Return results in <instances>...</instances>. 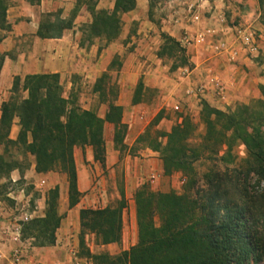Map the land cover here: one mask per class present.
I'll return each instance as SVG.
<instances>
[{
  "label": "trees",
  "instance_id": "obj_1",
  "mask_svg": "<svg viewBox=\"0 0 264 264\" xmlns=\"http://www.w3.org/2000/svg\"><path fill=\"white\" fill-rule=\"evenodd\" d=\"M31 2L35 0H30ZM95 0H75L69 17L61 11L41 14L36 35L58 38L72 27L79 8L86 5L91 11L88 33L93 37L115 38L121 15L136 7V0H114L109 9H95ZM260 6L264 0H258ZM7 0H0V28L6 24ZM163 43L158 56L174 57L180 65L192 67L187 49L175 37L162 33ZM3 55L0 54V70ZM114 64V59L108 68ZM108 76L102 73L95 81L94 91L107 103L106 117L94 110L80 109L74 100L64 97L61 85L53 73H34L13 79L11 96L0 106V177L19 167L9 157V146L34 156L35 171L46 173L61 170L68 179V207L79 202L77 171L73 156L76 145H90L94 159L104 161L103 128L105 120L114 126V141L121 133V107L107 98L103 87ZM261 96L224 111L201 100L199 120L204 125L201 141L191 145L198 123L186 114L169 131L151 130L161 119L158 113L153 122L135 140L156 151L166 175L181 172L188 177L181 193L153 191L146 184L134 192L137 240L115 255L107 252L85 256L92 264H264V85ZM137 88L133 103L140 101ZM18 92L25 95L18 96ZM17 119L18 132L10 138ZM228 133L244 145L246 156L234 167L223 170L208 168L202 184L196 187L192 177L194 163L204 154L217 156L221 146L229 143ZM230 137V136H229ZM230 145V144H229ZM231 153L223 155V159ZM222 159V158H221ZM58 186L46 191L45 210L23 224L22 237L31 238L34 246L55 243V232L62 215L58 212ZM126 207L123 194L113 206L82 208L80 226L91 231L96 243H117L122 236V212ZM80 244L82 238L79 239Z\"/></svg>",
  "mask_w": 264,
  "mask_h": 264
},
{
  "label": "rangeland",
  "instance_id": "obj_2",
  "mask_svg": "<svg viewBox=\"0 0 264 264\" xmlns=\"http://www.w3.org/2000/svg\"><path fill=\"white\" fill-rule=\"evenodd\" d=\"M188 1L144 0V3L146 2L147 5L146 13L136 19H132L130 14H122L119 32L112 39L89 35L88 30L92 16L89 8L83 5L76 13L72 27L62 32V34L65 32L75 37L79 48H81L78 66L73 71L68 70L63 73V75L56 74L63 96L73 99L75 105L80 109L94 110L100 117L105 118L107 103L100 101L98 93L94 91V85L97 78L106 72L108 76L104 79L103 87L107 98L112 99V97H115V104L121 107V133L118 141H114L113 124L106 120L104 122V161L99 162L94 159L98 173L95 172L93 184L95 185V191L98 192L91 195L81 193L79 202L69 208L66 173L58 169L42 173L54 175L57 178L56 181L58 183L54 186H58L59 197L57 208L62 218H65L69 214L68 210H76V214L71 215L69 225L72 231L76 233V255L82 260V264H92L91 259L85 256L86 248L92 253L107 252L110 255H115L121 250L135 244L137 240V226L134 192L139 186L146 184L153 191H175L181 193L188 180V177L181 172H174L169 175L164 174L159 153L154 151L156 154H146L144 151L146 147L135 141L138 135L151 125L158 113L161 115V119L157 125L151 127V130L156 128L162 131H169L175 122L180 121L182 116L188 114L198 123L196 134L190 140V144L196 145L201 141L204 125L199 120L200 109L198 110L197 106L201 105L202 99L194 102L196 107L186 99L187 79L190 77L186 78L182 72L188 67L180 65V62L174 57L158 56V51L163 43L162 33L169 34L166 26L173 23V19H176L174 17L182 15L189 19L196 12L194 6L191 11L188 10ZM94 2L95 9L111 10L114 0H95ZM74 4L75 0H72V6L64 14L63 9H61L62 16L69 17ZM215 5V3H212V10H220L222 17L219 22L222 23V28L229 29L237 26H250L255 32L258 41L260 42L261 39L264 41L260 36L261 32H264V4L260 6L258 0H222L220 6L217 7ZM206 16H209V14H206ZM255 23H258L262 30L255 28ZM186 33L183 31L175 38L188 50L191 46L185 44L183 40ZM220 36L221 34L211 38L212 42L214 43V40ZM113 59L114 64L111 68H108ZM139 87H141L140 101L133 103L134 93ZM23 94L25 95V93L18 92L19 97ZM174 103H179L178 109L174 108ZM240 103L244 102L236 103L233 107L224 111L233 110ZM15 120L17 121V119ZM227 135L229 143H224L221 146L217 156H213L210 159L204 154L194 163L192 177L197 181L196 187L202 184L203 174L208 168L214 167L220 170L226 167L231 168L236 166L246 156L245 147L240 140L234 135H230V133ZM76 146L82 147L85 153V146L90 145ZM90 147L92 148V146ZM107 148H113L119 152V161L115 164V171L113 173L105 165ZM227 152H230L232 155V160L230 161H228L229 157L226 158L227 160L222 157ZM9 156L10 159L17 161L19 167L16 169L20 173V178L16 181L11 179L10 174L15 169L9 173L8 177H0V200L5 202L10 217L19 214L22 206L30 212H35L33 218L37 217L39 216L36 212L39 210V198H41L42 192H45V198L46 191L49 189L46 180L44 184H40L42 179H37L34 183L26 182L23 179V174L29 167L31 159L35 164L34 156L30 153H25L22 149L10 145ZM135 159L137 161L151 159L153 166L151 164L149 166L152 167L151 171L142 170L140 179L136 181L138 185L134 189L135 179H133L134 174H132L131 169L136 167L134 165ZM84 163L89 164L86 161ZM90 164L93 167V163ZM103 176L107 180L105 186L106 195H102L103 185H101L100 178ZM127 185L132 186L131 190L128 189ZM18 194L20 195L19 198H17ZM121 194L126 199V207L122 212L121 240L110 246H107V244L102 246L96 243L95 235L91 231L81 228L79 211L82 208L113 206L121 198ZM80 238H82L81 244L79 242ZM70 246H72L71 241ZM256 264H263V262H257Z\"/></svg>",
  "mask_w": 264,
  "mask_h": 264
},
{
  "label": "crops",
  "instance_id": "obj_3",
  "mask_svg": "<svg viewBox=\"0 0 264 264\" xmlns=\"http://www.w3.org/2000/svg\"><path fill=\"white\" fill-rule=\"evenodd\" d=\"M212 3L220 6L222 0H189L187 4L194 5L196 13L200 15V20L195 22L192 18L187 19L182 15L173 19V23L166 26L167 32L176 37L184 31L193 34L206 27L222 28L219 22L222 17L220 10H212ZM72 6V0H7L6 24L4 29L0 28V54L3 55V63L0 70V106L3 101L7 100L11 91L14 77L18 76L21 80L28 74L34 73H53L60 74L73 71L78 66L81 48L71 34L63 33L58 38H41L36 35L41 14L47 12H55L63 9V14ZM147 5L144 0H136L135 9L125 13L130 14L132 19H136L146 13ZM209 14V16H206ZM62 16V14H61ZM64 17V16H62ZM189 20V21H188ZM191 20V21H190ZM254 23V22H253ZM252 23V24H253ZM258 30H262L258 23L254 24ZM261 38L264 39V32H261ZM259 52L257 56H247L243 51L239 53L236 61H229L226 54L216 52L209 44H192L187 52L192 62L189 68V76L187 79V87L202 85L204 92L196 98L194 95L186 96V99L192 103L205 99L210 105L226 110L233 107L239 102H248L250 99L260 96L259 87L264 85V41L259 42ZM211 75H216L225 87L223 99H218L212 86L209 83ZM199 104V103H198ZM198 110L201 108L199 104ZM15 120L10 137L15 138L18 126ZM146 154L153 155L156 152L145 148ZM32 158V156H31ZM74 160L77 167V186L81 193L86 195L95 194V172L98 168L94 163L93 150L90 146H85V153L82 147L75 146ZM84 161L89 162L85 164ZM119 161V152L113 148L106 149L105 165L110 172L115 171V164ZM82 162V163H80ZM90 163H93V167ZM152 162L142 159H135V168L131 169L134 174L135 185L140 179L142 170L151 171L149 167ZM133 165V166H134ZM138 166V167H137ZM150 168V169H149ZM95 169V170H94ZM13 181L20 178L17 169L10 174ZM26 182L34 183L37 179L46 180L48 188L56 185V177L54 175L37 173L35 164L31 159L29 167L23 174ZM103 185L102 195H106L105 177L100 178ZM127 183V182H126ZM134 184V183H133ZM94 185V186H93ZM128 189L131 190L132 186ZM160 190V189H159ZM100 192V191H99ZM45 192H42L39 198V210L36 211L39 216L44 214L45 209ZM19 194L17 198H19ZM69 214L61 219L60 226L55 232V243L50 246H33V258L40 264H72L71 250L77 247L76 233L70 228L71 215L76 214V210H68ZM60 212V211H59ZM35 213V212H33ZM0 220V247L3 251L8 252L10 244L7 242L6 234L1 233ZM70 241L71 245L70 246ZM116 243L107 244V246ZM105 246V245H102ZM0 264H8L7 261H1Z\"/></svg>",
  "mask_w": 264,
  "mask_h": 264
},
{
  "label": "built area",
  "instance_id": "obj_4",
  "mask_svg": "<svg viewBox=\"0 0 264 264\" xmlns=\"http://www.w3.org/2000/svg\"><path fill=\"white\" fill-rule=\"evenodd\" d=\"M193 6L189 5L188 10L191 11ZM191 18L197 22L200 20V15L194 12ZM219 34L221 36L214 40L213 43L211 38ZM183 40L187 45L209 43L216 52L226 54L228 60L232 62L237 60L241 51L247 56H257L260 49L258 38L250 26H237L229 29H218L213 26L206 27L193 34L186 33ZM189 71V68H186L182 72L186 78L189 76ZM209 83L218 99H223L225 87L219 78L216 75H211ZM204 90L205 88L202 85L190 86L186 88L185 94L199 97ZM178 105L179 103H174V108L178 109ZM44 183L45 180L40 181V184ZM33 214V212L24 209V206H22L19 214L10 217L5 202L0 200V220H3L1 233L6 234L7 242L10 244L8 252L3 251L0 247V262L7 261L8 264H40L32 256L34 246L32 239L22 237V226L33 218ZM76 252L75 248L71 250V263L82 264V260L77 257Z\"/></svg>",
  "mask_w": 264,
  "mask_h": 264
}]
</instances>
